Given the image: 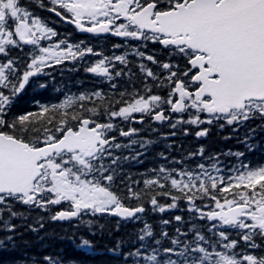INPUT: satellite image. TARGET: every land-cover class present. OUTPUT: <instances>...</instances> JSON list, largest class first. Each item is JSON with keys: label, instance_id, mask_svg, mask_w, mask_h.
<instances>
[{"label": "snow or ice", "instance_id": "obj_1", "mask_svg": "<svg viewBox=\"0 0 264 264\" xmlns=\"http://www.w3.org/2000/svg\"><path fill=\"white\" fill-rule=\"evenodd\" d=\"M57 69L94 86L59 87ZM213 130L235 146L209 148ZM257 151L264 0H0V252L56 223L87 253L107 235L108 264H264Z\"/></svg>", "mask_w": 264, "mask_h": 264}, {"label": "trees", "instance_id": "obj_2", "mask_svg": "<svg viewBox=\"0 0 264 264\" xmlns=\"http://www.w3.org/2000/svg\"><path fill=\"white\" fill-rule=\"evenodd\" d=\"M39 9H36L37 15L39 14ZM42 11V10H40ZM42 17L50 18L51 21H55L57 18L47 13ZM65 32H72L65 31ZM86 39V38H80ZM118 38H106L99 39L98 41H91L97 48L104 49L105 51L110 50L113 43H117ZM71 67V65H68ZM60 69H57V81L59 87H67V89L72 92H76L79 88H92L94 86L95 78L86 74L82 69L80 71H64L63 76L59 75ZM46 95H51L55 97V93L49 91ZM31 97V90L29 93L21 98L19 102L20 110H24L30 107L28 101ZM180 142L185 144L193 143L192 139L189 138H179ZM205 143L209 148L214 150H219L226 147H234V142L225 143L222 142L217 135L216 131L213 130L209 135ZM159 146L154 148L151 153L145 158L142 165H133V172L142 171L145 168L153 166L155 161V152L159 151ZM264 159V151H257L253 154H249V160L253 163ZM110 224H114L115 220L110 219ZM131 226L129 225V228ZM73 230L68 225H61L56 223H50L47 225L46 229L40 233L43 239H38L37 236L28 233L25 235L24 239L28 242L27 247L23 244H19L15 250H9L6 252H0V264H22V261H30V259L43 256L49 253L59 254L65 259L66 264H108V256L104 252L105 246L110 245L111 241L107 235L100 237H95V242L97 250L91 253L83 252L78 249L72 240L64 238L66 235H70ZM123 231V230H122ZM120 233H116L119 235Z\"/></svg>", "mask_w": 264, "mask_h": 264}, {"label": "flooded vegetation", "instance_id": "obj_3", "mask_svg": "<svg viewBox=\"0 0 264 264\" xmlns=\"http://www.w3.org/2000/svg\"><path fill=\"white\" fill-rule=\"evenodd\" d=\"M39 14L41 17L49 12L47 11H38ZM51 14V13H50ZM58 20V18L55 20V21H52V24L50 26L56 28L57 31L61 32V33H65V31H73V29L67 25V24H63V23H60V24H57L56 21ZM86 38V39H89L90 41H98L99 39H104V38H99V39H93L91 38L88 34H80V33H74L72 39L73 40H79L80 38ZM107 38H112L111 36H108Z\"/></svg>", "mask_w": 264, "mask_h": 264}]
</instances>
